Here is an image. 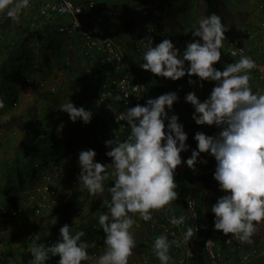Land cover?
I'll list each match as a JSON object with an SVG mask.
<instances>
[{
	"label": "clouds",
	"instance_id": "9594fccd",
	"mask_svg": "<svg viewBox=\"0 0 264 264\" xmlns=\"http://www.w3.org/2000/svg\"><path fill=\"white\" fill-rule=\"evenodd\" d=\"M77 1L84 9L80 16L84 23L86 22L82 16L87 7L98 9L104 3L111 6L107 10L111 20L123 26L125 36L131 38L136 46L143 44V62L140 63V66L144 70L173 81L179 80L187 74V79L190 77L189 83L193 85L197 83L195 81V76H197L200 79V87H203V81H215L216 85L204 101H201L194 91L191 92V89L187 92L185 101L194 107L192 119L197 125H214L221 130L216 135H207L201 131L196 132L194 139L197 141V148L193 149L191 156L184 161L181 153L190 147L187 144L188 134L184 130V125L179 122L178 115L169 116V110L179 100L177 92L165 93L156 98L149 99L148 97L146 105L137 104L134 107H127L129 93L123 89V81H121L117 87L122 95L110 94V97L114 102L123 101L126 111L117 112L113 104L108 107L116 113L117 123L120 121L127 122L130 126L128 128L130 134L123 141L118 138L105 141L106 146L110 148L106 155L111 158L112 162L109 164L101 163L104 154L99 153L98 147L94 150H84V147H78V141L75 139V132L78 128L75 129L73 139H71V143L77 145L76 147L80 150L78 156L81 169L78 176L80 191L87 190L92 194L104 193L105 186L108 187L110 181H113V185L107 189L111 196L104 201L107 210L102 211L97 217L99 227L103 231L89 230L93 238L100 241L101 246L96 247L98 255L99 250L104 245L102 254L99 256L92 255V251L97 246L93 242L94 239H88L83 230H72L83 220H86L87 223L90 222V217L71 222L70 218L74 216L78 205L85 202H79V200L72 202L66 209L54 212L61 214L62 211L67 210L64 221H68V224L65 222L60 228V237L59 239L56 237L57 241L37 243L39 238L34 240L26 248L31 258L27 264H47L49 260L51 264H83V262H89V264H129V257L136 247L133 227L137 225V215L144 221L138 229L143 228L147 222L148 236L144 244L146 247L148 238L153 234L149 228L152 211L167 209L171 212V204L179 196L176 190L177 182L174 179L175 170L182 163H186L193 171H196L198 162L207 164V160L201 159V153L216 160L213 176L219 184V189L225 193L218 197L211 206V212L215 214V230L222 231L225 236L231 234V238H235L241 243H253L252 236L257 231L258 224L264 221V93L253 92L250 87V78L254 79V73L251 70L256 67L255 61L250 57L241 55L240 58L227 60L226 63L225 58L221 60V50L224 49V55L227 56L226 49L232 47L230 45L233 47L239 45L249 51L247 54L256 57L264 64V53L261 55L258 53L261 47H263L261 50L264 52V42L258 44L247 37L244 32L242 34H237L235 31L226 32L228 28L219 15L213 13L205 17L203 1L204 18L198 21L197 27L189 30L194 39L188 42L184 51L181 52L175 46L176 41H179L178 36H167L166 38L162 36L163 32L167 33L168 19H161L159 15L150 14L147 10L150 7L147 1L131 0L132 5L121 6L120 3L127 0H93V7H90L88 0ZM30 3L32 4L31 0H0V21L4 19L19 20L20 16L30 7ZM262 3L261 1V3L254 5L255 11L260 10ZM189 7L190 3L180 17V21L184 20L183 16L189 12ZM51 19L52 21L60 19L54 30L50 28L53 33L58 32L57 27L61 24H66L68 17L53 13ZM31 22L29 27H31ZM126 22L129 24L126 25ZM100 26L122 44V39L110 33L105 26ZM31 30L33 29L31 28ZM34 30L40 31L39 27ZM60 34L69 33L62 32ZM255 34L257 37L258 35L264 36V16L258 25V32ZM69 35L74 36L73 34ZM36 37V41L32 42L31 39ZM197 37L199 39H196ZM76 39L77 42H80L78 37ZM42 40L40 35H36L28 38L26 43H32V46L36 47L41 44ZM79 49L81 59L86 66L85 74L88 75V84L86 82L83 85L85 86L83 89L85 93L97 68L95 63L84 57L81 43H79ZM231 55L235 57L236 53L232 52ZM219 61L225 67L223 71L214 67ZM228 62L231 63L228 64ZM34 66H39L37 71L30 70ZM133 69L135 72L134 67ZM42 72H45L46 75H42ZM31 75L37 80H46L50 86H56L59 90V87L51 82L49 71H45L38 65V62H33L32 66L27 68L20 77H23L22 80L27 85ZM42 92L46 93L47 96L56 93L47 89L42 90ZM16 100L18 98L14 99V101ZM3 107L4 102L0 99V108ZM58 110L68 113L73 122L82 120L87 124L91 122L93 116L92 111L86 110L83 106L76 107L71 99L60 104ZM6 120L7 116L0 117V122ZM165 121H167V125ZM123 127L121 125V128ZM62 128L63 124L57 130L61 131ZM60 141L63 143L64 140L61 139ZM62 143L58 146H62ZM65 155L66 153L62 151L58 157L51 160L55 159L54 163L62 160L64 163ZM37 156L28 153L19 157V161L21 158H25L27 161L35 158L34 168L29 173V183L27 185L26 183L22 184L26 185L22 192L16 190L18 182L13 184L5 182L4 187L0 184V194H2L1 190H5L4 195L7 198L3 203L0 201V204L8 205L14 195L26 194L40 179V172L54 164L53 161H46L43 155L40 160L37 159ZM19 175L20 183H22L24 171L21 167ZM110 176L113 177V180H108ZM202 177H192L199 179L198 184H201V189L198 191H195L193 186V194L195 195H199L203 188L207 189L209 186V183L207 186L203 184ZM191 182L195 185L193 181ZM207 192L205 196L209 194ZM104 203L101 204L102 207ZM188 203L191 207L190 200ZM205 207L209 213L210 227L213 216L211 218L206 200ZM93 209L94 207L91 213L94 211ZM48 216L32 218L27 225L31 231L29 234H22L20 229L12 227L6 221L10 227L7 231L1 232L4 234V240L0 241V254L7 258L8 264L15 262L13 260L20 257L22 252L13 249L14 247L20 248L19 243L15 241L7 243L5 234L10 230H16L20 235L30 237L35 233L34 227L31 225L35 219H46ZM185 220L186 217L183 215L179 217L174 214L170 215V223L173 226L183 225ZM193 234L194 229L192 227H188L184 232L182 241H170L167 234H161L155 238L156 235L153 234L152 238L155 240L152 247L160 264H169L172 259L169 255L170 248L173 245L179 246L182 242L187 243ZM200 240L202 245L204 241L203 239ZM197 247H200L199 243H197ZM0 264H3L2 260H0Z\"/></svg>",
	"mask_w": 264,
	"mask_h": 264
},
{
	"label": "built area",
	"instance_id": "2783aa9c",
	"mask_svg": "<svg viewBox=\"0 0 264 264\" xmlns=\"http://www.w3.org/2000/svg\"><path fill=\"white\" fill-rule=\"evenodd\" d=\"M90 7L94 6L93 0H88ZM77 0H47L41 6L40 13L47 19H51L53 13L67 16L66 24L63 23L57 27V31L68 32L78 37L84 57L90 59L96 65V72L92 77V82L84 93L81 106L93 113L90 123L85 124L82 120L73 122L71 119L63 120L65 129L61 133V139L64 140L62 145L64 149L61 150L66 153L64 156V163H54L50 168L40 172V179L37 183L27 191L26 194L14 195L13 199L8 205L0 204V219L8 221L9 224L20 229L22 234H29L31 231L28 228V223L34 217H46L54 212H59L68 208L74 201L81 202L74 216L70 218L71 222H75L80 218L90 217V230L94 232L103 231L98 224L97 217L102 211L107 210V205L104 203L100 208L99 213H91L94 205L87 203V190L79 189L78 176L80 173V165L78 156L80 150L71 143L73 134L78 125L92 127L96 135L100 139L99 153L104 154L101 160L102 164L111 163V158L106 155L110 150L106 146L105 141L118 138L123 141L130 134L128 129L130 126L126 121L117 123L115 119L116 113L109 109V105L113 104L117 112H125L126 106L123 101H112L110 94H121L117 85L123 81V89L129 93L127 107H134V105H146L147 93L149 91L148 84L138 77V75L131 69L126 61L125 50L122 44L110 36L106 30L97 24H86L81 19V14L84 12L83 6ZM31 5V3H30ZM31 28H38V21L32 20ZM52 30V29H51ZM37 39L32 38V42ZM228 47L226 60H234L240 58L241 55L250 57L256 63V67L251 71L254 73V79L250 78V87L253 92L264 93V64L256 57L247 53L249 51L243 47L230 45ZM235 52V57L231 55ZM224 60V57H221ZM39 66H34L30 70L37 71ZM27 89L48 90L56 92V86H50L46 80H37L33 75L30 76L27 82ZM139 94V95H138ZM17 105V100L14 101ZM57 112V111H56ZM56 118L54 123L58 121V112L55 113ZM121 125L124 127L121 128ZM61 147V146H60ZM211 156V155H210ZM184 161L187 160L185 152L181 153ZM214 157V156H212ZM215 169L207 172H194L187 166L186 163L178 166L175 170L174 179L177 182V191L179 196L176 201L172 202L169 212L167 209L153 210L152 220L149 222V228L153 232L155 238L161 234H167L170 241L183 240V234L188 227L194 229V234L187 243H180L179 246L173 245L170 248L169 255L171 260L169 264H240L247 260L250 254L240 255L238 259L232 258L229 249L234 245L238 248L239 254L241 246L237 245L234 238L225 236L222 231H217L214 228L215 214H213L212 225L209 227V213L205 207V194L207 191L199 192V195L193 194V190L189 178H201L204 174H210L209 187L219 188L218 182L214 179L213 173ZM108 180H113L109 177ZM188 200L191 201L189 207ZM79 201V202H80ZM93 214V215H92ZM179 217L183 215L186 220L183 225L173 226L170 223V215ZM137 225L133 229H138L144 223L137 215ZM153 234L147 240V246L140 257L141 264H160V261L155 255L152 247L155 238ZM203 239L202 245L198 248L197 241ZM97 244L92 255L97 256L100 247V241L96 238L93 240ZM229 247V248H225ZM253 252H256L253 251ZM201 257V258H200ZM47 264H51L49 260Z\"/></svg>",
	"mask_w": 264,
	"mask_h": 264
},
{
	"label": "crops",
	"instance_id": "0c3cea01",
	"mask_svg": "<svg viewBox=\"0 0 264 264\" xmlns=\"http://www.w3.org/2000/svg\"><path fill=\"white\" fill-rule=\"evenodd\" d=\"M44 1L45 0H31L32 4L20 16L19 20L14 21L12 19H4L0 21V99L4 102V107L0 108V117L7 116L6 121L0 122V184L2 186L5 182H10V184L17 182L20 183L19 157L21 155L28 153L38 156L43 155L46 161L55 162V159H51L58 157L59 153L65 148L64 145L61 147L58 146L61 144V133L63 129H65L63 120L70 119L69 114L58 110V107L63 102L70 99L72 101V98L74 99V89L72 87L74 85L73 80L78 78L77 75L84 78L88 84V75L85 74L86 66L82 59L79 60L80 65L83 67L81 74L79 70L75 69V66L77 65V56L81 57L79 47L77 48L74 45H68L69 42L77 41L76 36L74 35L71 37L69 34H60L58 32L52 33L50 31V28L53 30L56 28V24L60 19L52 21V19H47L40 13ZM262 2L259 11H254L248 7L246 13L242 14L246 17L244 22L247 25L244 33H246L247 37L252 41L257 42L258 44L264 42L263 35H258L257 37L255 34L258 32V25L264 16V1ZM257 3L261 2H252V6ZM107 6L109 5L104 3L98 9H90L87 7L82 18L86 23L105 26L110 33L116 35L117 38L124 40L126 43L128 41L131 42V38L125 36L123 26H120L111 20V16L107 13ZM193 7L195 8L196 6L192 3L189 7L190 10L193 11ZM200 9L203 12V8ZM234 15L235 14H228V16L224 17L229 20ZM32 20L38 21V27L40 29L39 35L43 38L41 44L36 47H33L32 43H26L28 40V34L27 32L25 33V31L27 30L26 28H29V23ZM181 24H183V22ZM193 26H198L197 21L196 25L191 22V25L185 26L186 32L193 29ZM189 33L191 34V31ZM193 39L192 36L191 41ZM262 48L263 47H261V49ZM261 49L258 52L260 55L264 53ZM65 50H70V52H65ZM39 52H41V54H39ZM73 59H76L75 64ZM131 61L133 67L139 71L141 75L144 77L151 76V78L154 79L155 74L144 70L140 66V63L143 62L141 57L133 55ZM33 62H38V65H40L45 71H49L51 82L59 87L58 91L60 92L47 96L42 90H27V86L22 80L23 77H20L22 81L19 82L15 81L14 77L10 75L15 71L19 74L23 68H30ZM42 75H46V73L42 72ZM195 81L197 83L194 85L192 84V91H197L196 94L198 98L201 101H204L210 95L216 82L203 81V87H200V79H196ZM89 82H91V80H89ZM152 95L153 97L150 96L149 99L160 96V93L156 91ZM16 98H18L17 105H14V99ZM183 99H185V96ZM7 101H10V103L8 104ZM175 104L176 103H174L173 106H175ZM178 108L179 109L172 108L169 110V116L172 114L178 115L179 122L184 125V130L188 134L187 144L190 147L185 151L188 159L192 154V150L197 147V141L194 139L196 132L201 131L207 135H216L221 129H218L214 125H197L192 118L187 116L189 115L187 112H191L193 115L194 110L192 107H186L184 110H182V107ZM56 111L59 113L58 121L55 125L49 124L51 122L54 123V119L56 118L55 113H57ZM61 124H63V128L61 131H58L57 129ZM165 124L167 125V121H165ZM77 128L75 139L78 141V147H84V150L91 149L93 146L99 148L100 139L93 128L84 127L83 125H78ZM201 159L207 160V164L198 162L196 165V171L194 172H207L216 167L215 159L206 157L203 153H201ZM189 180L190 183H192L191 181H199V179H193L192 177L189 178ZM193 186L195 185L193 184ZM193 186L191 185L192 190ZM204 190L205 189L203 188L202 192ZM1 191L2 194H0V201L3 203L7 198L6 195H4L5 190ZM94 195L95 194L87 191V203L89 205H94L93 214L95 215L99 213V210L97 211L96 207L98 208L101 206L105 200H101L99 204L97 203V205H95L96 201L92 199ZM72 230H83L88 239H94L93 235L89 232V223H87L86 220L78 223ZM133 233L136 247L133 249L132 255L129 257V264H141L139 259L142 256L143 251H145L144 244L145 239L148 236L147 222L143 228L138 230L133 229ZM59 237L60 235L57 238L59 239ZM42 238H44L43 235ZM57 238L56 241L58 240ZM234 241L237 245L241 246V251L239 254H236L239 249L232 245L231 249H229V251L233 253L231 255L232 258L238 259L239 257L241 258L240 255L250 254L249 258L240 264H264V221H261L258 224L257 231L252 236L253 243H241L235 238ZM40 242L44 243L45 241L39 238L37 243ZM13 249L21 250L22 248L14 247ZM103 249L104 245H102L99 250V255L102 254ZM255 250L256 252H253ZM6 259V257L1 256L0 254V260L3 261V264H8ZM13 261L15 262H11V264H25L19 261L18 258ZM83 264H89V262H83Z\"/></svg>",
	"mask_w": 264,
	"mask_h": 264
},
{
	"label": "trees",
	"instance_id": "16d2710c",
	"mask_svg": "<svg viewBox=\"0 0 264 264\" xmlns=\"http://www.w3.org/2000/svg\"><path fill=\"white\" fill-rule=\"evenodd\" d=\"M138 2H143V1H147L148 5L150 7L147 8L148 12L152 15H159L161 17V19H168L169 25L168 29L166 30L167 33L163 32L162 36L163 37H173V36H178L179 41H176L175 46L178 47L179 49H181L182 51H184L185 46L188 42H191V34L186 32V27L187 25H191V22L193 19H195L194 15L192 13H185L188 15L187 19L180 21V17L182 16V14L186 11L187 5H188V1L189 0H137ZM230 0H204V13H205V17L210 16L211 14L215 13L217 15H219L222 18V22L224 24L227 23V20L224 16H228V14L232 15V9H231V4L229 5ZM230 13H229V11ZM182 22H185L187 25L181 24ZM129 23L126 22V25H128ZM27 30L25 31V33L27 32V38H31L33 36L39 35L40 31L39 30H31V27L26 28ZM187 33V34H185ZM225 37H226V32H225ZM122 45L124 47L125 50V56H126V61L128 62V64L130 65L131 69L134 71L133 69V64L131 61V57L133 55L139 56V57H143V52H144V48H143V44L142 45H137L133 42V41H128L127 43L122 40ZM224 49L221 50V57L225 58V62L227 63L226 60V55ZM81 59V57L77 56V60L73 59L74 64L76 63V61H79ZM76 60V61H75ZM140 61V60H139ZM80 62V61H79ZM141 62V61H140ZM231 62H228V64ZM132 65V66H131ZM80 67V66H75V68ZM214 67H216L217 69L223 71L224 70V65H222V63L219 61L217 62ZM27 68H23L21 70V72L19 74H17L18 72H12L10 75L12 77H14L15 81H19L21 82V78L20 76L22 75L21 73H24V71ZM97 70V69H96ZM95 70V71H96ZM135 73L138 75V77L140 79H143L147 84H149V91L147 93V98L152 96V94H154L156 91L158 93H160V95L165 94V93H169V92H177L178 96H179V102H175L176 104H178V107H188L190 105V103L186 102V101H182V96H186L187 92L190 91L193 92L192 90V84L189 83V79L190 77L187 79V74L182 77L179 80L173 81L169 78H165V77H161V76H157L154 75V79L151 78V76L149 77H144L143 75H141V73L139 71H137L135 69ZM195 79H199V77L195 76ZM81 79V77L79 76V80ZM165 79V80H164ZM187 79V83L185 86V81ZM85 88V86H84ZM195 93H197V91H194ZM184 98V97H183ZM185 100V99H183ZM180 103H183L184 105L181 106ZM136 106V105H134ZM191 107V105L189 106ZM197 147H195L196 149ZM209 177L210 175H203L202 179H203V184L205 186H207L208 181H209ZM113 185V181H110V183L108 184V187H111ZM201 187V184H195L194 189L195 191H198ZM221 195H215V194H207L205 196V200L207 202V205L210 209V215L211 218L213 216V213L211 212V206L217 201L218 197H220ZM81 202V201H80ZM102 206H99L98 208L96 207V210H100ZM60 214H50L47 219H49L50 217H52L50 219L51 222L57 223L55 222L57 219H59ZM65 219V218H64ZM64 219L60 220L59 225L63 226L66 222V224H68V221H64ZM7 223V222H6ZM57 224H54L55 226V231L60 228ZM57 226V227H56ZM10 225L7 224L5 227V230L7 231L9 229ZM54 231V233H56ZM35 234L27 237L25 235L22 236L20 235V233L16 230H10L8 233L5 234V238L8 240L7 243H12L13 241L22 244V242L25 240V242L29 245L31 244L34 240L36 241L35 238ZM55 236V235H54ZM12 239V240H11ZM16 239V240H14ZM56 240V236L50 241V242H54ZM197 243H199V246H201V240H198ZM9 248V247H7ZM23 250H19L18 252H22Z\"/></svg>",
	"mask_w": 264,
	"mask_h": 264
},
{
	"label": "rangeland",
	"instance_id": "374dc122",
	"mask_svg": "<svg viewBox=\"0 0 264 264\" xmlns=\"http://www.w3.org/2000/svg\"><path fill=\"white\" fill-rule=\"evenodd\" d=\"M203 1L204 0H189L188 1V3H190V5H192V3H193L196 6L195 8L193 7V11L189 10V12H188V13H191V11H192V14L195 17V19L192 20L194 25H196V21L198 23V21L201 18H204V17H202V16H204L203 12L200 9V8H204L202 6L203 5ZM261 1H264V0H230L229 5L231 4L232 13L235 14V15L232 18H230V20H229V22L227 24H225L227 26V28H228V30L226 32H231V31L234 32L235 31V33H237V34H242L244 32L246 26H247L245 24V22H244L246 17H244L242 14L246 13L248 7H250L252 10L255 11L254 5L252 6V2H261ZM132 4H133L132 1H128V0L120 3L121 6H128V5H132ZM141 5H144V4H141ZM106 8L108 10L109 6H107ZM187 17H188V15L185 14L183 16V19L185 20V19H187ZM114 20H117V19H114ZM183 24L187 25L185 22H183ZM191 37H192V35H191ZM196 39H199V38L197 37ZM79 43L80 42L72 41V42H69L68 45H74V46H76L78 48L79 47ZM68 51L70 52V50H65V52H68ZM180 51L182 52L181 49H180ZM76 66H80V67H77L75 69L79 70L80 74H81V70L83 69V67L80 65L79 61H77V65ZM77 76H78V78L76 80H74V83H73L74 85L72 87L74 89V91H73L74 92V99L72 98V102L74 103V105L76 107H81V101H82V99H83V97L85 95L84 92H83V89H85L83 85L86 84V81H85L84 78H81L79 80V75H77ZM58 92H60V91H56V93H58ZM63 94H64V92H63ZM183 97L184 96H182V101H185V100H183ZM179 101H181V100H178L177 102H179ZM7 103L9 104L10 101H7ZM177 105L178 104H175V106H173V109H179ZM180 105L183 106L184 104L180 103ZM191 107L194 110V107L192 105H191ZM184 108H186V107H182V110H184ZM187 113H189V115H187V116L192 118V116H193L192 113L191 112H187ZM86 144H87V142H86ZM91 149H93V150L96 149V146L91 147ZM37 159L40 160L41 156H37ZM34 162H35V158H32L30 161H27L25 158H21V160L19 161L20 167L24 171V180H23L22 183H17V185H16V190L17 191L22 192L26 188V185L29 183V178H30L29 173H30V170H33V168H34V165H33ZM21 163H22V165H21ZM23 183H26V185H22ZM194 183L198 184L199 181L198 182H194ZM208 187L209 186H207V188ZM108 188L109 187L105 186L104 193L95 194L93 196L92 199L94 201H96L95 205H97V203L99 204L101 202V200L102 201L106 200V199H108L111 196L110 193L107 191ZM200 189H201V187H200ZM205 191H208L207 193H209V194H215V195H221V196L225 194L219 188H210V189H206L205 188ZM66 213H67V210L64 211V212L63 211L61 212V214L59 216V219H57L55 221V222L58 223V225L60 223V220L66 218ZM51 218L52 217H50L49 219H47V218L46 219H44V218L43 219H37V220L35 219V221L31 224L34 227L33 230H35L34 234L36 235L35 236L36 239L37 238H41L44 241H51L55 236L58 237L60 235L59 230L62 227V225L61 226L59 225L60 228H58L55 231L54 224H57V223L51 222L50 221ZM6 225H7L6 221H4L3 219H0V241L4 240V238H3L4 234L1 233V232L5 231ZM54 231L56 233H54ZM42 235H43L44 238H42ZM37 240L39 241V239H37ZM31 244L28 245L25 242V240L22 242V244L19 243V247L22 248L23 251H22V255L20 256L21 258L18 257V259H19V261H21V262H23L25 264H27V261L29 259H31L30 258V254L28 253V250L26 249ZM16 257H17V255H16Z\"/></svg>",
	"mask_w": 264,
	"mask_h": 264
}]
</instances>
